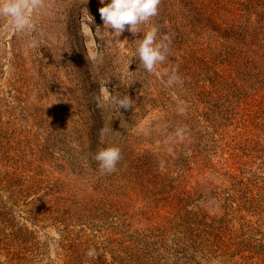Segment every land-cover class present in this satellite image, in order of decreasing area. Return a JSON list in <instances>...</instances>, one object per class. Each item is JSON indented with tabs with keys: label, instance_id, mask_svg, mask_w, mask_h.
Instances as JSON below:
<instances>
[{
	"label": "rangeland",
	"instance_id": "rangeland-1",
	"mask_svg": "<svg viewBox=\"0 0 264 264\" xmlns=\"http://www.w3.org/2000/svg\"><path fill=\"white\" fill-rule=\"evenodd\" d=\"M102 6L44 0L29 33L0 19V264H264V0H161L151 74ZM102 80L132 108H99Z\"/></svg>",
	"mask_w": 264,
	"mask_h": 264
},
{
	"label": "clouds",
	"instance_id": "clouds-1",
	"mask_svg": "<svg viewBox=\"0 0 264 264\" xmlns=\"http://www.w3.org/2000/svg\"><path fill=\"white\" fill-rule=\"evenodd\" d=\"M102 7L99 8L100 17L103 21L105 30L115 37H119L125 30L133 35L142 33L141 39L135 40V58L140 62L147 73L151 74L157 70V65H162L168 58L170 38L167 35L158 36L159 28L153 23V18L158 15L161 0H100ZM44 6V0H0V19L10 20V27L21 33H29L34 30L32 14ZM90 16V15H89ZM90 16L89 24L93 23ZM143 26V27H142ZM32 46H35L33 43ZM90 60L95 57L89 55ZM110 80L99 82V92L94 95L99 108L110 106L114 108H132L133 100L127 94L113 93L107 87ZM183 80L176 69H172L168 74L166 85L176 86L182 84ZM185 108L181 107L183 114ZM112 131L107 126L99 130L100 141L103 142L106 134ZM181 133L185 129L179 130ZM99 171L102 174H112L116 171L117 164L122 159L121 149L115 145L99 148L95 155ZM96 255L95 249H89L88 257Z\"/></svg>",
	"mask_w": 264,
	"mask_h": 264
}]
</instances>
